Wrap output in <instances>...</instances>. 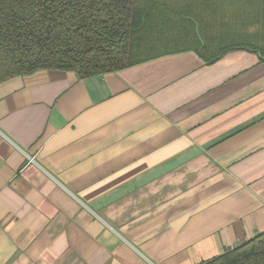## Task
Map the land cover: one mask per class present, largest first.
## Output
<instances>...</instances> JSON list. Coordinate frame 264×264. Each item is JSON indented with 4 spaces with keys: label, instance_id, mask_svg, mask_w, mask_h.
<instances>
[{
    "label": "crops",
    "instance_id": "1",
    "mask_svg": "<svg viewBox=\"0 0 264 264\" xmlns=\"http://www.w3.org/2000/svg\"><path fill=\"white\" fill-rule=\"evenodd\" d=\"M263 233L258 54L0 84V264H206Z\"/></svg>",
    "mask_w": 264,
    "mask_h": 264
},
{
    "label": "trees",
    "instance_id": "2",
    "mask_svg": "<svg viewBox=\"0 0 264 264\" xmlns=\"http://www.w3.org/2000/svg\"><path fill=\"white\" fill-rule=\"evenodd\" d=\"M236 49L264 61V0H0V84L40 70L85 79L187 51L213 64ZM206 264H264V233Z\"/></svg>",
    "mask_w": 264,
    "mask_h": 264
},
{
    "label": "rangeland",
    "instance_id": "3",
    "mask_svg": "<svg viewBox=\"0 0 264 264\" xmlns=\"http://www.w3.org/2000/svg\"><path fill=\"white\" fill-rule=\"evenodd\" d=\"M247 30L250 31V32H258V31H260V28L257 27V26H254V27H251V28L249 27Z\"/></svg>",
    "mask_w": 264,
    "mask_h": 264
},
{
    "label": "built area",
    "instance_id": "4",
    "mask_svg": "<svg viewBox=\"0 0 264 264\" xmlns=\"http://www.w3.org/2000/svg\"><path fill=\"white\" fill-rule=\"evenodd\" d=\"M29 159H30V161L33 163L34 162V157H30L29 156Z\"/></svg>",
    "mask_w": 264,
    "mask_h": 264
}]
</instances>
